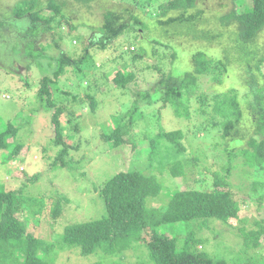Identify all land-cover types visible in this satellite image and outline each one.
<instances>
[{
  "label": "rangeland",
  "instance_id": "rangeland-1",
  "mask_svg": "<svg viewBox=\"0 0 264 264\" xmlns=\"http://www.w3.org/2000/svg\"><path fill=\"white\" fill-rule=\"evenodd\" d=\"M20 1L0 0V19L12 18L11 21H6L7 27L0 31V113L3 115H0V119L3 121L2 126H5L8 120L15 123L20 120V124L28 120V123L21 127L27 131L24 137L26 145L16 159L7 161V166L3 164L7 152H0V182L7 190L20 189L19 193L33 198L43 194L46 197H53V200L61 199L62 213L57 217L47 211L34 214V205H24L25 209L29 210L27 218L30 231L36 236L43 235L48 242L54 243L51 251V256L54 257L53 264H87L97 260L98 254L84 255L73 247L62 248L58 245L65 226L73 222L98 218L103 214V199L100 193L95 191L96 187L102 186L109 177L120 170L144 168L141 165H144V162L149 163L147 154L150 151L146 142L157 133L162 130L182 129L184 136L181 140L188 152L200 156L199 164L208 167L210 171L222 170V162L225 161V154L219 151L222 148L213 147L210 144L211 139L203 141L201 131L197 135L200 138H193L190 135L193 126L208 117L202 115L196 121H194L196 118L192 117L194 110L200 108V103L197 101L200 96L194 93L191 97L190 119L179 120L171 107H161L163 87L158 84L161 75L152 66L163 65L166 73L174 70L178 65L177 68L180 70L189 69L193 54L200 50L224 58L225 49H233L235 46L231 38L235 24H222L220 16L229 11L233 2L232 0H197L196 6L189 10V13L196 12L197 9L204 10L202 15L197 16L196 28L205 29L210 34L216 35L209 41L194 34L179 32L174 24L157 22L158 19L167 20L170 16L178 14L177 11H171L159 16L163 10L162 6L170 0H93V2L57 0L66 1L62 15L69 16L76 29L67 34L69 26L66 22L61 24L51 22L52 32L43 30L40 35L33 38L27 35L21 22L13 19L11 9ZM38 7L45 8L44 13L47 16L55 13V10L48 6V0H38ZM109 9H116L114 11L118 13L116 15L122 22L133 21L132 15H136L143 19L147 26L146 28L139 26L140 29L144 28L142 32H123L119 37L112 39L105 49L96 47L94 44L102 34L99 27L104 24V13ZM42 25L45 27L48 23L42 21ZM6 29H10L11 34H8ZM49 36L55 41H62L61 46L45 50L43 56L37 60L32 58L31 61V58H22L18 55L20 43L28 41L27 45L39 50L40 42L48 41ZM156 39L167 42L173 48L181 49V54L177 52V57L172 59L169 55L170 48L155 43ZM87 41L91 43L90 46ZM141 45L143 50L140 49ZM251 45L253 48L264 50V31L257 35ZM85 47L91 53L90 62L83 60L80 66H83L87 75L79 70V66L75 67L76 70L72 66L58 77L57 82L52 83L56 91L55 101L66 108L60 120L65 126L64 141L71 145L64 155L66 165L61 166L52 163L57 151L60 150L53 141V128L50 126L52 114L50 115L48 108H41L37 93L42 77L45 75L54 77L57 58L62 52L76 59L83 54ZM154 49H156L155 53ZM138 52H142V58L131 60L132 53ZM87 63L89 69L98 67L99 79L93 80ZM234 69V78L224 77L222 81L211 80V76L204 75L199 82L200 88L208 91L209 95H212L210 94L212 90L233 91L238 99L243 100L247 91L246 86L241 79V70L237 65ZM118 70L134 72L137 83L131 81L124 87L118 86L114 81ZM256 71L262 75L264 63L261 64L260 69L256 68ZM259 78L264 82V76ZM87 91L95 94L96 106L93 108H91V100L84 96ZM76 93H79V98L84 102H72V105H67L66 100L71 101L76 98ZM156 93L160 97H154ZM136 98L141 99L138 114L142 115L130 133L132 140L116 147L104 142L101 132L112 130L113 115L129 111L136 104ZM207 111L210 112V109L207 108ZM250 124V121L245 119L243 128L248 129ZM134 143L137 145L135 146ZM221 153L224 154L223 160ZM24 155L27 162L25 165L21 160ZM180 158L185 163L189 161V159L186 161L183 155ZM138 160L141 162H137ZM173 161L174 158L167 160V168L162 170H154L151 166L145 167L149 173L153 171L159 181L170 190L179 187L178 182H180L168 170ZM24 169L27 174L22 172ZM186 171L183 182L189 188L208 191L213 187L212 174L206 181H198L197 179L203 175L197 172L191 173L189 167ZM33 172L38 174L37 178L34 177ZM205 173L210 172L203 170V174ZM263 174L255 172L252 176H247L244 172L239 173L236 168L233 169L229 182L232 193L239 199V214L232 219V224L218 219L177 221L166 223L163 230L179 237L188 233L196 234L200 240L197 244L199 250L208 252L216 259H224L227 264H264V236L261 237V244L256 248L258 249L256 251L260 252L258 253L244 246L242 233L239 230L240 227L257 228V222L264 218V200H259L258 193H253L249 186L254 178L264 179ZM67 196L71 198L68 204ZM168 200L169 195L162 193L153 198L152 203L156 207H162ZM147 253L145 244L134 242L126 250L120 251L114 259L121 260L123 264H154ZM258 255L261 257L260 262Z\"/></svg>",
  "mask_w": 264,
  "mask_h": 264
},
{
  "label": "trees",
  "instance_id": "trees-1",
  "mask_svg": "<svg viewBox=\"0 0 264 264\" xmlns=\"http://www.w3.org/2000/svg\"><path fill=\"white\" fill-rule=\"evenodd\" d=\"M82 1L93 2V0ZM196 2L197 0H170L162 6L163 10L159 16H164L171 11H177L178 14L170 16L167 20L158 19L157 22L174 24L179 32L212 40L216 37L215 34L196 28L197 16L202 15L204 10L197 9L196 12L189 13V10L196 6ZM232 2L233 5L229 11L220 16L222 24H235L231 37L235 46L233 49H225L224 58L219 55L212 56L206 50H200L193 54L189 69L180 70L177 68L178 65L174 70L166 73L163 65L152 66L161 75L158 82L160 87H163L161 88L163 93L161 107H171L179 120L190 119L191 97L194 93L200 96L197 99L200 108L194 110L192 117L196 118L194 121L202 115H208V117L194 125L190 135L193 138H200L197 135L201 131L203 141L211 139L210 144L213 147L222 148L219 150L225 154L222 170L210 171L208 167H202L199 164L200 156L188 152L181 140L184 136L182 129L162 130L157 133L146 142L147 145L149 144L150 151L147 154L149 163L144 162V165H141L144 168L120 170L109 177L102 186L96 187L95 191H98L103 199V214L98 218L73 222L65 226L58 245L62 248L73 247L84 255L98 254L97 260L87 264H123L121 260L114 257L119 255L120 251L132 246L134 242L145 244L148 257L154 264H227L224 259H216L208 252L199 250L197 244L200 240L196 234L188 233L179 237L164 231L163 226L168 222L207 219H218L232 224V219L239 214V199L232 193L229 182L233 169L236 168L239 173L244 172L247 176H252L255 172L264 173V82L259 78L264 76V73L259 75L256 71V68L260 69L261 64L264 63V50L253 48L251 45L257 35L264 31V0H232ZM65 4L66 1L48 0V6L55 10V13L49 16L45 15V8L38 7V0H21L10 9L13 19L21 22L27 35L34 38L43 30L52 32L53 22L59 24L66 22L69 26L67 34L76 29L71 23L73 20L69 16L62 15ZM114 10L109 9L104 13V24L99 27L102 34L99 35L94 46L105 49L112 39L119 37L123 32H142L146 28L147 23L140 17L132 15L133 21L122 22ZM11 19H0V27H2L0 31L7 27L6 21ZM42 21L48 23V26L44 27ZM139 26L144 28L140 29ZM6 32L11 34L10 29H6ZM49 38L48 41L40 42L39 50H34L31 45H27L28 41L20 43L18 55L22 58H31V61L32 58L37 60L43 56L45 50L61 46L62 41H55L52 36ZM155 43L170 48L169 55L172 59L177 57V52L181 54V49L173 48L167 42L156 39ZM87 44L91 45L88 41ZM87 48L76 59L62 52L57 58L54 77L45 75L40 80L37 96L41 108H48L50 115L52 114L50 126L53 128V141L60 149L57 151L53 164L66 165L64 155L67 154L71 145L64 141L65 126L60 120L66 108L55 101L56 91L52 83L57 82L58 77L72 66L75 70V67L79 66V70L87 75L83 66H80L83 60L90 62L91 53L87 51ZM140 49L143 50L142 45ZM155 52L156 49H154ZM141 53H132L131 60L142 58ZM235 64L241 70V79L247 90L246 99H238L233 91L212 90L210 93L212 95H209L208 91L200 88V79L206 74L211 76V80L222 81L224 77L234 78ZM97 69L98 67L88 68L93 80L100 78ZM114 81L118 86L124 87L131 81L137 83V77L134 72L118 70ZM89 88L90 86L87 87ZM84 94L91 100V108L96 106L95 94L89 91ZM76 95L77 97L73 100H66V104L84 102L82 98H79V93ZM155 96L160 97L158 93ZM140 102L141 99L136 98V104L129 111L113 115L112 130L101 132L104 142L116 147L132 140L130 133L142 115L138 114ZM0 115L3 116L1 113ZM245 119L251 123L248 129L243 128ZM19 121L15 123L8 120L7 124L2 126L3 121L0 119V152H7L6 158L3 159V164L6 166L7 161L16 159L26 145L24 137L27 131L21 127L28 123V120H25L23 124ZM33 144L36 143L33 142ZM134 145L136 146L137 143ZM223 153H221V160L224 158ZM179 155H183L185 160L189 159V161L185 163ZM171 158H174V161L171 162L168 170L177 181H180L179 187L172 190L164 186L153 171L149 173L145 168L151 166L154 170L165 169L166 161ZM21 160L24 165L27 163L25 155ZM187 167L191 173L197 172L203 175L197 179L198 181H206L212 174L213 187L207 191V189L189 188L185 185L183 179L187 173ZM203 170L210 173L203 174ZM22 172L28 173L25 169ZM33 175L35 178L38 177L35 172ZM249 186L253 193H258L259 200H264L263 178H254ZM18 191L20 189L7 190L0 182V264H53L54 257L51 256V251L54 243L48 242L45 236H36L30 231L27 218L29 210H26L24 205H34V214L47 211L57 217L62 213L61 199L53 200V197H46L43 194L33 198ZM162 193L169 195L168 202L162 207L154 206L153 198ZM67 201V204L71 201L68 196ZM256 225L257 228L240 227L239 230L242 233L244 246L260 253L256 251L258 250L256 248L261 244L260 239L264 236V218ZM257 257L260 262V255Z\"/></svg>",
  "mask_w": 264,
  "mask_h": 264
}]
</instances>
